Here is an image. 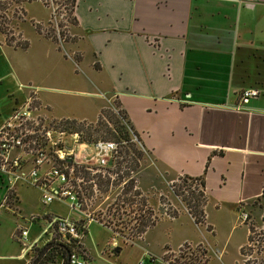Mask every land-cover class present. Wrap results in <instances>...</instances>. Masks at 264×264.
Returning <instances> with one entry per match:
<instances>
[{"label":"crops","instance_id":"1","mask_svg":"<svg viewBox=\"0 0 264 264\" xmlns=\"http://www.w3.org/2000/svg\"><path fill=\"white\" fill-rule=\"evenodd\" d=\"M74 14L76 38L69 43L78 54L73 61L82 60L83 41L93 70L105 76L103 96L113 95L125 109L148 165L162 162L172 169L166 183L180 174H203L206 203L211 196L217 209L250 213L257 203L264 210V0H76ZM0 47L5 55L0 87L8 76L14 84L30 82L10 57V49L17 47L1 39ZM249 87L260 94L241 102L242 89ZM104 104L93 119L54 118L93 121ZM12 107L0 103V122ZM24 184L18 182L12 201L0 206V264H26L29 252L16 237L19 227L28 229L26 238L33 242L54 215L47 212L41 226L40 213L20 212ZM3 192L0 183V197ZM185 212L190 216L183 209L174 217ZM164 217L174 218L160 216L138 238L143 240ZM248 232L246 226L243 243ZM183 242L171 248L163 241L159 251L146 248L145 256L143 248L138 257L160 264L161 256L179 257ZM206 252L210 264L207 247Z\"/></svg>","mask_w":264,"mask_h":264},{"label":"rangeland","instance_id":"2","mask_svg":"<svg viewBox=\"0 0 264 264\" xmlns=\"http://www.w3.org/2000/svg\"><path fill=\"white\" fill-rule=\"evenodd\" d=\"M56 6L58 5L55 3L54 6L45 5L41 1L23 2L16 7L13 15L10 13L7 24L10 31L7 37L13 35L14 38L12 44L8 45L14 47L15 43L29 41L28 49L17 46L15 50L12 48L10 51L7 50L11 53L10 57L16 67H19L24 75L30 77V83L36 86L41 113L50 120L59 115L85 116L93 119L96 116V111L104 102L105 106L103 107H110L112 111L118 113L119 107L114 101L115 97L107 94L106 98L109 97V99L106 100L103 96L106 94L104 90L105 76L93 70L90 65L93 56L83 41L79 45L84 51L83 58L79 63L73 61V57L76 58L78 54L77 50H74L75 45L69 43L73 41L72 37L76 38L74 24L70 23L64 9L60 8L55 12L54 7ZM38 27L40 31L37 30ZM46 32L56 34L59 38L58 42L44 37ZM0 39L6 42V36L2 32H0ZM4 47L6 48V46ZM0 58L5 59L1 47ZM89 79L95 81L97 86L91 84ZM3 80V85L0 87L3 90L0 93V96L3 95L0 100L1 107L11 108L13 104L15 107L24 99L25 95L23 94L27 92V88L23 89L18 87L19 83H12L11 76L5 77ZM6 84L10 86L7 87ZM15 97H19V101L16 103L14 102ZM12 109L9 113L12 112ZM103 119L117 135L118 130L110 121L109 116ZM78 120L82 121V119ZM83 121L99 127V124L96 123L97 118L93 121L86 119ZM119 123H123L130 129L126 119L121 117ZM69 132L67 131L62 136L63 141L59 142L62 146L61 149L71 145L72 140ZM56 136L54 134V139ZM93 136L96 137L94 140L116 141V138H106L103 128L95 131ZM79 140L83 141L81 137ZM132 141H134L136 149H140L142 152L136 168H134L136 156L129 147L125 158L121 159L122 156L108 158L105 164L106 169L93 172L88 170L89 174L86 175L82 173V170L77 173L73 171L70 176L73 179L76 175H82L87 181L81 182L78 190L87 197L84 209L96 219V221H90L87 224V231L80 239L87 248L89 256L87 264H145L146 257L143 259L140 257L141 260L138 257L143 248L157 252L163 241H166L171 248H176L180 240H185V242L182 244L184 252L179 253V257L175 258L178 264H208L206 247L210 264H264L263 210L256 206L257 203L251 212L247 213L246 220L242 222L240 215L232 212L229 208L217 209L213 206L210 196L209 202L205 205V223L196 224L185 212L174 218L160 219L145 234L143 240L132 236L131 233L136 229L140 217L144 218L145 215H150L148 214L149 209H151V215L156 218L167 215L166 212L187 210L180 196L174 194L170 187V183L175 181L177 176L168 183L164 179L165 176L172 175L174 171L166 168L162 162H151L148 165L149 157L143 150L140 141L134 135H132ZM124 142L122 141V143ZM118 159L121 161L120 167ZM118 167L120 169H117ZM114 171H118L120 174L123 171H128L129 175H125L122 180L126 181L131 176L135 179L134 186L124 192V182L117 181ZM98 173H100V178L94 176ZM107 178L110 179L108 185ZM90 179H93L95 186L90 184ZM139 181L141 187L138 186ZM136 190H139L140 193L137 194ZM40 197L41 192L38 187L24 184L19 209L24 215H29L32 210L40 213L39 223L41 226L45 224L44 216L47 212L68 217L74 221L81 219L82 214L77 209L71 208L68 200L54 199L50 203H42ZM208 224L212 225L213 232L206 228ZM246 226L250 227L251 231L249 232L250 236L243 243ZM39 227L36 224V230ZM111 230H117L121 235L117 238L119 251L112 250L113 247L109 245ZM57 235L58 233L54 230L52 236ZM45 236L46 238L44 237L38 243L39 245L48 241V236ZM124 238L130 239L132 242L124 243ZM241 245L243 246L240 253ZM147 249L144 253L145 256L149 253ZM177 252L174 251L173 254H177ZM151 263L158 264L156 260L147 264Z\"/></svg>","mask_w":264,"mask_h":264},{"label":"built area","instance_id":"3","mask_svg":"<svg viewBox=\"0 0 264 264\" xmlns=\"http://www.w3.org/2000/svg\"><path fill=\"white\" fill-rule=\"evenodd\" d=\"M18 87L27 88L24 99L0 122V183L4 187L0 206L12 201L14 187L19 182L38 187L42 203L66 199L71 208L82 214L79 223L68 217L52 215L47 226L33 242L26 238L28 229L19 227L16 237L21 240L24 253H28L45 235L49 240L54 230L62 236L81 239L87 224L96 219L84 209L87 197L78 190L81 182L87 181L82 175H76L73 179L70 177L74 164H84L92 172L106 169L108 158L118 156L119 144L114 140L80 141L77 132H69L71 145L61 149L59 142L63 141L62 136L67 131L59 130L52 120L41 113L36 86L30 82H20ZM259 94L260 90L257 88H245L240 93V100L246 102L250 97ZM54 134L57 135L55 139ZM90 184L95 186L93 179H90ZM239 215L242 222L248 216L245 211H241ZM111 231L109 245L115 248L118 245L117 238L121 235L117 230ZM127 242L132 241L124 238V243ZM68 259L72 264L88 262L75 247L69 253ZM158 260L160 264H178L172 257L161 256Z\"/></svg>","mask_w":264,"mask_h":264},{"label":"trees","instance_id":"4","mask_svg":"<svg viewBox=\"0 0 264 264\" xmlns=\"http://www.w3.org/2000/svg\"><path fill=\"white\" fill-rule=\"evenodd\" d=\"M31 1H41L45 5H53L54 3L58 6L54 7L55 12L59 11L60 8L64 9V12L69 17L70 23L76 25L77 24V18L74 14V7L76 4V0H0V32L4 33L6 36V43L12 44L13 35L9 34V30L7 28L8 21L10 19V13L13 15L16 7L20 5L23 2H31ZM40 31L39 27L37 29ZM45 37L50 38L54 42H58L59 39L56 34L53 32L45 33ZM74 40L75 38L72 37L71 40ZM28 45V41L24 40L20 43H15L14 47H21L26 48ZM77 58V57H76ZM116 105L119 107L118 113L112 111L110 107H102L99 111L98 117H97V124L93 125V123H88L85 121H81L75 118H69V117H62L58 119H52V122L55 123L57 128L59 130L63 131H70V132H77L79 134V137H81L83 140L91 141L94 140L96 137L93 136V133L97 131L99 128H103L105 137H112L116 138V141H118V156H122L121 159L125 158L129 152V147L134 152V155L136 156L134 159V168L138 166V159L142 156V152L140 149H136L134 141H132V135L136 136L138 138L137 132L133 129L132 125L129 122V119L127 118L126 111L124 108L120 106V103L117 100H114ZM119 115V116H118ZM109 116L110 121L113 122V124L116 127V130H118L117 135L115 134V131L112 130L111 127H109L107 121H104V117ZM126 119L127 122H129L130 129L123 125V123H119L120 118ZM119 136V137H118ZM119 138H121L119 140ZM122 141H125L122 143ZM132 159V160H133ZM118 166L120 167V159L117 160ZM117 169H120V168ZM82 173L89 174V171L86 168V165L84 164H74V171L77 173L78 171H81ZM116 172L117 175V181H123L124 182V192L125 190L132 188L135 183V179L133 177H129L126 179V181L122 180V178L128 174V171H123L121 174ZM83 174V175H84ZM94 176H97V178H100V173L94 174ZM110 179L107 178L106 183L109 184ZM170 187L172 188V191L174 194L179 195L181 200L184 202L187 212L192 217L193 221L196 224H203L205 223V204H206V193H205V179L203 174L192 176L188 174H180L176 177L175 181L170 183ZM136 193L139 194L140 191L136 190ZM150 211V213H149ZM167 215L174 217L177 215V211H171L166 212ZM148 214L145 215V217H140L139 223L134 231H132L131 235L140 237L142 233L148 228V226L152 225L158 218H156L154 215H151V209L148 210ZM264 219V210L262 214V220ZM79 223L78 221H76ZM264 222V220H263ZM206 228L208 230H212V227L208 224L206 225ZM249 232L251 231L250 227H248ZM248 232L247 238L250 236V233ZM58 233V232H57ZM243 246V245H242ZM242 246L240 247V253L242 252ZM77 248L80 255L84 256L86 259L88 258L86 254V250L84 249L83 245L81 244L80 240H77L76 238L70 237V236H62L60 233H58L57 236H52L51 239L46 241L45 243L39 245H34L28 252H29V259L26 264H72L68 259V253L71 252L72 248ZM118 249L120 248L117 246Z\"/></svg>","mask_w":264,"mask_h":264},{"label":"water","instance_id":"5","mask_svg":"<svg viewBox=\"0 0 264 264\" xmlns=\"http://www.w3.org/2000/svg\"><path fill=\"white\" fill-rule=\"evenodd\" d=\"M116 248V247H115ZM117 249V248H116ZM68 255H69V253H68Z\"/></svg>","mask_w":264,"mask_h":264}]
</instances>
